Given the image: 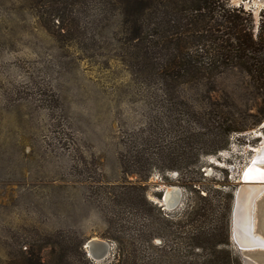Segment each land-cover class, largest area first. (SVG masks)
Returning <instances> with one entry per match:
<instances>
[{"label": "rangeland", "instance_id": "rangeland-1", "mask_svg": "<svg viewBox=\"0 0 264 264\" xmlns=\"http://www.w3.org/2000/svg\"><path fill=\"white\" fill-rule=\"evenodd\" d=\"M228 4L248 11L256 28L264 0ZM117 19L93 37L94 48L84 50L40 25L29 0H0V264H19L21 251L32 243L50 258L47 236L65 231L83 241L84 250L90 238L105 241L104 258L90 259L111 264L116 244L102 237L109 203L103 189L95 194L97 184L142 185L165 215L193 203L195 192L186 184L193 175L192 187L201 194L221 201L230 193V223L241 174L264 144V90L235 69L181 85L178 94L195 118L210 116L236 129L222 149L200 157L196 173L154 169L144 180L125 175L119 161L124 137L157 116L169 120L154 102L160 87L134 78L114 55ZM171 186L182 189V198L168 210L160 198ZM229 241L241 260L230 235Z\"/></svg>", "mask_w": 264, "mask_h": 264}, {"label": "trees", "instance_id": "trees-1", "mask_svg": "<svg viewBox=\"0 0 264 264\" xmlns=\"http://www.w3.org/2000/svg\"><path fill=\"white\" fill-rule=\"evenodd\" d=\"M29 3L49 33L84 50L94 48L93 37L101 36L110 19L117 17V31L111 37L114 55L134 78L160 87L154 102L169 121L157 116L124 137L119 161L125 175L144 180L154 169L187 168L196 173L200 157L222 149L236 129L231 124H215L210 116L195 118L178 94L181 85L208 81L235 69L264 90V11L255 28L252 15L231 7L228 0ZM195 180L189 175L186 181L195 192L193 203L165 215L148 199L142 185H93L95 194L104 190L109 203L102 237L116 244L111 264H243L230 248V193L218 201L192 187ZM46 240L50 258L42 257L40 247L32 243L21 251L19 264H93L82 248L83 241L69 232L52 234ZM3 264L15 263L7 259Z\"/></svg>", "mask_w": 264, "mask_h": 264}, {"label": "water", "instance_id": "water-1", "mask_svg": "<svg viewBox=\"0 0 264 264\" xmlns=\"http://www.w3.org/2000/svg\"><path fill=\"white\" fill-rule=\"evenodd\" d=\"M263 154L264 144L243 170L240 182L233 196L230 218V240L240 252L243 264H264V240L259 238V235L264 236V179L259 176L258 170L254 166V164L260 163L258 161L263 159ZM171 187L175 188L173 205L169 208L165 206L164 190L160 198L161 206L168 210H172L180 205L182 198V189L177 186ZM254 187H258L256 193H259V196L255 200V207L252 204L253 198L251 197L249 200L246 210L248 218L244 226H241L242 219L237 218L238 206H240L246 192ZM257 209L259 210L258 212ZM254 213L255 224L253 225L252 218H254ZM84 248L86 255L93 260L104 258L109 249L107 243L97 237L88 239Z\"/></svg>", "mask_w": 264, "mask_h": 264}, {"label": "bare ground", "instance_id": "bare-ground-1", "mask_svg": "<svg viewBox=\"0 0 264 264\" xmlns=\"http://www.w3.org/2000/svg\"><path fill=\"white\" fill-rule=\"evenodd\" d=\"M257 151H258V149L256 150V152ZM262 158L263 159L261 161L260 160L258 161L260 163L254 164V166L258 170L257 172L259 173V176L264 179V165H263V163H264V154H263ZM257 188L258 187H254L253 189L248 190V192H246L245 196L242 198L243 200H242L240 206H238L239 211L237 213V218L242 219L241 226H244V224H245V222H246V220L248 218L247 214H246V210H247V204H248L249 200L251 199V197L253 198L252 199V204L255 207V200L259 196V193L258 194L256 193L257 192ZM164 190H165V192H164V202L165 203L164 204H165V206H167V208H169V207H171L173 205L175 188L168 187V188H166ZM254 218H255V213H254ZM254 218H252L253 219V225H254ZM259 238L264 240V236H262V235H259Z\"/></svg>", "mask_w": 264, "mask_h": 264}]
</instances>
